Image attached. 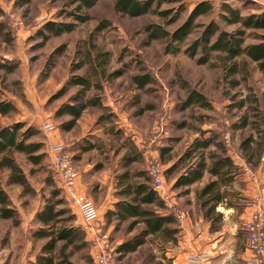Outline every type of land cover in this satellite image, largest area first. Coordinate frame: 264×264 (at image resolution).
Here are the masks:
<instances>
[{
	"label": "rangeland",
	"instance_id": "obj_1",
	"mask_svg": "<svg viewBox=\"0 0 264 264\" xmlns=\"http://www.w3.org/2000/svg\"><path fill=\"white\" fill-rule=\"evenodd\" d=\"M199 1L204 0H178L175 3L163 1L160 9H171L172 13L183 6L180 19L173 24H165L164 18L153 13L131 17L123 15L115 11L114 0H97L90 8L81 9H77L78 3L75 0H0V21L4 24L0 35V63L15 65L11 73H5L0 68V92L2 97L16 106L15 112L0 116V124L25 121L34 125L39 133L32 140L43 142L45 154L37 165L30 163L23 154H16L19 165L34 188L32 194H24L20 185L8 183V170H0L1 185L17 209L19 218L16 225L11 219L0 220V264H32L44 242V239H34L32 231L40 225L34 217L35 212L40 209L44 196L50 190L45 179L54 175L48 151V144L53 140L62 141L66 145V150L72 155L80 172V178L88 186L87 193L102 215L99 228L108 234L112 264H120L114 247L116 240L127 236L126 223L117 227L113 222L111 225L106 224L103 202L113 198L114 176L120 170L121 155L127 150L122 143L127 139L140 154L132 168L147 172L157 160L164 177V192L166 188L174 192L171 197L177 201L190 202L189 199L195 198L196 190L202 185L196 182L185 193L183 187L173 188L170 184L184 164L168 177L165 170L194 138L211 134L218 135L228 155L241 163L235 174V185L244 187V178H248L250 181H258L264 191V154L260 163L251 167L242 157L239 146L243 138L256 132L254 125L251 123L243 129L233 126L240 120V116L246 114L249 120L260 119L259 127L264 129V78L257 64L249 62V75L243 80L241 74L228 76L221 67L214 66L215 59L213 65L198 64L195 58H189L182 51L176 54L165 52L163 40L146 42V33L143 31L146 24H162L171 32L188 17L189 10ZM209 1L214 11L208 17L198 18L200 22L216 17L221 0ZM227 1L239 7L244 15L259 11L258 6L249 1ZM74 13L85 15L87 20L79 22L73 31L51 36L43 43L37 30L46 21L75 22ZM101 21L106 22L107 26L96 30ZM232 28L225 27L227 30ZM256 33L263 35L264 28ZM256 41V38L249 35L246 43ZM89 43L109 53L106 71L102 76L97 77L91 71L87 73L90 69L88 64L74 70ZM59 48L62 51L58 54L56 51ZM50 57L54 61L47 71ZM70 72H86L93 79L88 94L99 95L106 109L88 107L73 128L64 130L60 123L69 120V116L55 117L54 112L77 88L68 87L67 93L60 97H55V94ZM113 72L116 75L109 77ZM133 75H149L151 81L139 88L133 81ZM231 79H238L239 84L232 86ZM191 90L204 96L206 106L192 103L184 107L183 101ZM250 97H254L256 102L250 101ZM237 100H244L245 106L239 108ZM101 114L103 118L97 122ZM45 122H52L55 128L44 131L42 126ZM90 143H94L95 147L82 150V146H89ZM164 147L169 148L163 157L166 162L160 156ZM210 148L215 149L213 146ZM243 163L246 165L243 166ZM245 167L250 170L249 173ZM262 177L263 182H260ZM63 195L61 193L64 198ZM64 201L69 211L62 218L75 216L73 223L81 226L88 241L87 247L74 251L70 260L74 264H95L94 254L91 255L94 243L91 229ZM261 208L264 210V204ZM260 218L263 220L264 232V213Z\"/></svg>",
	"mask_w": 264,
	"mask_h": 264
},
{
	"label": "trees",
	"instance_id": "obj_2",
	"mask_svg": "<svg viewBox=\"0 0 264 264\" xmlns=\"http://www.w3.org/2000/svg\"><path fill=\"white\" fill-rule=\"evenodd\" d=\"M96 1L75 0L78 3L77 9L90 8ZM163 1L175 3L178 0H114L113 4L115 11L129 17L153 13L164 18L165 24H173L180 19L183 6L175 9L172 13L171 9H160ZM243 1L251 2L250 0ZM258 9L257 12H249L244 15L239 7L232 6L227 0H221L215 14L216 17L200 22L198 18L208 17L214 11L212 2L204 0L195 3L189 10L188 17L171 32L167 31L162 24L154 23L146 24L143 31L146 33L147 43L153 40H163L164 50L167 53L176 54L182 51L189 58H195L198 64H212L215 59L214 66L221 67L228 76L241 74L243 80L249 75V62H255L264 78V34L256 33L257 30L264 28V8L258 7ZM0 14H2L1 7ZM73 15L75 22L46 21L37 30V35L44 43L51 36L73 31L79 22L87 20L83 14L74 13ZM106 26V22L101 21L95 29L100 30ZM227 26L233 28L227 30L225 29ZM3 30L4 24L0 21V35ZM195 32H197L196 35L190 37ZM249 35H252L257 41L246 43ZM61 51L59 48L56 53L59 54ZM108 60L109 53L107 51H102L89 43V47L82 52L81 61L76 64L74 70L81 69L88 64L90 69L87 70V73L91 71V74L99 77L104 75ZM53 61L54 59L50 57L46 66L47 71L52 67ZM0 68L4 69L5 73H11L15 69V65L8 62L0 63ZM115 75L116 72H113L108 76L114 77ZM133 81L139 88H143L151 79L149 75H133ZM92 82L93 79L86 72L83 74L71 73L55 94V97H60L67 93L68 87L77 88L68 96V100L60 104L54 112L55 117L69 116V120L60 123L61 129L70 130L73 128L88 107L106 109L99 95L88 94L92 88ZM230 83L235 86L239 84V80L231 79ZM1 95L0 92V116H7L15 112L16 106L13 102ZM248 99L256 102L254 97ZM192 103L206 106L204 96L196 90H191L183 101L184 107L192 105ZM236 104L239 108L245 106L244 100H237ZM240 117V120L233 124L234 127L243 129L252 123L256 131L243 138L239 144L242 157L252 167L260 163L264 154V129L259 127L261 126L260 119L249 120V116L246 114ZM102 118L103 114L98 117L97 122ZM38 133L39 131L34 125L27 124L25 121L0 124V170L7 169V182L20 185L24 194L34 193V188L19 165L16 154H23L34 165L40 164L45 156L43 142L32 140V137ZM122 145L127 150L121 155L120 170L114 176V194L117 200L114 202L113 208L105 212L104 217L106 224L114 221L116 227L126 223L127 231L135 228L139 223H143V227L133 237H126L115 247L119 257L144 243L147 234L158 231L164 235V238H168L177 231L175 227L169 226L175 222L172 213L161 215L155 211L154 206L158 209H165L166 206L153 186L152 177H149L144 170L132 168L135 161L140 158L138 149L128 139ZM211 146L215 149H211ZM93 147L95 144L90 143L89 146H82V150H89ZM167 152H169L168 147H164L160 151L163 162L167 161L166 158L163 159ZM182 164H184L182 170L175 176L174 188L188 186L201 180L205 171L210 176H215L214 179L209 180L196 190V198L203 218L211 223L210 229H218L223 219L222 213L216 210L217 206H236L232 200L233 192L227 190L226 187L236 176L238 166L233 163L227 153L226 146L216 134L194 138L187 149L165 170L166 176L171 175ZM45 182L50 190L48 195L44 196L40 209L35 212L34 217L40 225L32 231L34 239H44V242L32 264H74L71 262L70 256L74 251L87 247L86 234L80 225L73 223L75 216L62 218L69 209L65 205V197L61 196L63 190L58 184L55 174L47 176ZM5 219H11L14 225L19 222L18 211L0 182V220Z\"/></svg>",
	"mask_w": 264,
	"mask_h": 264
},
{
	"label": "crops",
	"instance_id": "obj_3",
	"mask_svg": "<svg viewBox=\"0 0 264 264\" xmlns=\"http://www.w3.org/2000/svg\"><path fill=\"white\" fill-rule=\"evenodd\" d=\"M250 1L260 9L264 8V0ZM54 141L59 140H53L52 142ZM231 160L240 169L241 163L234 161L233 158H231ZM245 165L246 163H243V166ZM175 178L176 177L170 182L172 187ZM214 178L215 176H210L209 173L205 171L201 180L195 181L194 183L200 182L203 186ZM244 179V187L235 185V181L237 180L236 176L233 177L231 183L227 185L226 189L233 192L232 200L236 206H217L216 210L222 213L223 220L220 227L214 230L210 229V221L203 218L196 196L195 198H190V202L186 200L177 201L171 197L174 192L167 191V188L164 192L162 188V191L157 193L164 201L166 207L165 209H158L154 206L155 211L161 215L172 213L174 210H183L185 212V215L180 220H177L173 216L175 222L169 224L170 227H175L177 229L176 233L171 234L168 238H164V235L158 231L147 234L144 243L137 246L135 250L119 257V253L115 251V247L126 237H133V235L143 227V223L137 224L135 228L127 231V236L125 238L115 241L114 252L118 255L120 264H187L189 256L196 253H205L208 256L206 260L202 261V264H247L246 259L250 256L251 252L249 248H247V233L244 230V224L251 219L254 212L257 211L260 216L264 213V210L261 208L264 204V191L262 187H259L258 181H250L248 178ZM260 182H263V177L260 178ZM76 183L77 190L93 201L92 197L87 193L88 186L83 183L80 175ZM194 183L179 187H183L187 190L194 185ZM221 189H223V187H221ZM114 192L115 178L113 198L103 202V216L108 209L113 208V204L117 200ZM187 192L188 191L185 193ZM95 206L98 221L102 223V215H100L96 204ZM75 212L81 219L77 210H75ZM112 222L114 223V221ZM111 223L109 224L111 225ZM93 253L94 248L92 246L91 255H93Z\"/></svg>",
	"mask_w": 264,
	"mask_h": 264
},
{
	"label": "built area",
	"instance_id": "obj_4",
	"mask_svg": "<svg viewBox=\"0 0 264 264\" xmlns=\"http://www.w3.org/2000/svg\"><path fill=\"white\" fill-rule=\"evenodd\" d=\"M44 131H51L55 127L52 123L43 124ZM48 151L51 155L53 171L57 182L63 190V194L68 205L77 210L83 223L91 229L93 239L95 264H112V248L109 243L108 234L101 232L97 218V210L94 202L85 194L77 190V179L80 175L76 168L72 155L66 150V145L61 141H54L48 144ZM246 172L249 169L245 167ZM147 174L152 177V183L157 192H161L164 184L160 164L155 162L148 168ZM172 215L180 220L185 212L174 210ZM256 211L251 219L244 224L247 233V248L251 254L247 257V264H264V232L263 220ZM96 227V228H95ZM208 256L205 253H196L188 258L187 264H202Z\"/></svg>",
	"mask_w": 264,
	"mask_h": 264
}]
</instances>
